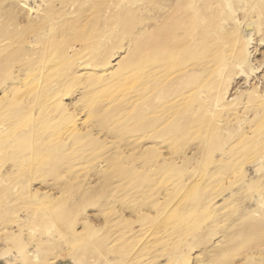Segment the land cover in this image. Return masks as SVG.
<instances>
[{
  "label": "rangeland",
  "instance_id": "374dc122",
  "mask_svg": "<svg viewBox=\"0 0 264 264\" xmlns=\"http://www.w3.org/2000/svg\"><path fill=\"white\" fill-rule=\"evenodd\" d=\"M0 264H264V0H0Z\"/></svg>",
  "mask_w": 264,
  "mask_h": 264
}]
</instances>
